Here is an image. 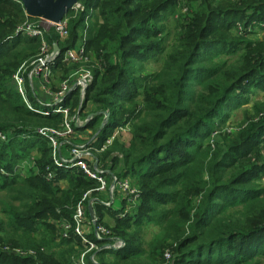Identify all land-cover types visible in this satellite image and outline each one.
Segmentation results:
<instances>
[{
    "label": "trees",
    "instance_id": "1",
    "mask_svg": "<svg viewBox=\"0 0 264 264\" xmlns=\"http://www.w3.org/2000/svg\"><path fill=\"white\" fill-rule=\"evenodd\" d=\"M78 1L87 10L98 8L89 23L85 52L92 51L100 65L93 69L79 115L93 105L84 117L98 115L86 127L98 129L104 115H109L100 132L101 143L115 129L142 116L133 126L129 147L118 148L121 169L112 170L119 178L137 183V210L119 219L117 212L95 206L100 222L107 214L115 220L112 234L125 243L121 250L97 252L98 263L106 264L104 258L112 257L114 262L107 264H128L145 255L138 264H161L168 254V264H264V187L255 182L264 166L250 163L246 154L251 150H244L248 144L257 147L264 141V108L258 111L257 121L240 127L243 131L235 141L225 133L214 139L211 128L218 116L225 121V109L246 101L248 96L243 94L250 93V87L264 92V41L253 45L230 34L237 24L245 31L249 27L264 30V0H227L229 5L214 9V0H186L188 9H193L191 18H186L191 20L188 32L153 75H144L143 64L163 51L156 38L161 33L156 22L163 13L173 14L177 0ZM2 6L8 14L0 12V132L6 136V141H0V189L6 191L10 206L0 208V264H73L80 254V240L61 238L56 223L62 218L72 223L73 209L95 183L75 171L59 172L57 181L67 185L64 189L44 179L52 150L36 131L61 129L65 117L32 112L18 93L12 75L24 61L38 55L42 41L15 35L26 18L20 4L0 0V10ZM87 15V11L68 12L69 36L63 42L53 29L50 34L43 32L50 49L56 45L60 51L52 76L59 72L65 80L72 73L67 68L75 65L63 62L64 53L77 47ZM216 32L220 40H206ZM240 50L242 69L235 70L217 57ZM26 91L36 108L47 109L34 102L27 83ZM79 95L75 88L65 97L63 107L68 113L78 106ZM32 151L38 152L34 162L38 173L14 172L21 158ZM109 153L104 152L102 162ZM115 158L119 159L109 158L113 169L119 163ZM150 224L161 226L163 237L149 243L146 253L139 233ZM4 248L36 255L20 258Z\"/></svg>",
    "mask_w": 264,
    "mask_h": 264
},
{
    "label": "built area",
    "instance_id": "2",
    "mask_svg": "<svg viewBox=\"0 0 264 264\" xmlns=\"http://www.w3.org/2000/svg\"><path fill=\"white\" fill-rule=\"evenodd\" d=\"M13 1L20 4L19 0ZM69 11H74L75 15L87 11L88 15L85 18V28L78 40L77 47L74 49H69L64 53L63 62L66 64L87 63L89 61V55L85 52L87 33L91 18L97 14L98 8L91 7L87 10L77 0V2ZM68 12L65 14L60 23L56 24L53 22H48L53 28L54 33L58 36V39L62 42L65 41L69 36L67 29V24L69 21V18L67 17ZM25 17L28 19L26 14ZM261 27H264V24H262ZM17 34H26V36L30 38H41L42 41L38 55L29 62L23 63L12 76V81L16 86L18 93L22 97L26 107L32 112L42 114L44 116L49 115V113H62L64 117L67 118V109H64L63 107L65 97L75 88L79 89L80 94L85 92L86 88L93 81V68L83 71L81 74L75 73L71 76L69 75L68 78L62 81L55 93L50 92L51 90H49L48 86L52 78V68L55 65V61L58 58L60 51L54 53L53 48L50 49L48 44H46L43 39V31L38 28H33L30 26L22 30L17 28L15 35ZM25 80L28 82L30 91H32L34 94V102L42 108H47L46 110H40L36 108L33 105V102L27 99ZM36 81L39 83L37 86H39L42 92L49 96L48 98H50V100L48 102H43L37 98L38 95L34 90V87H36ZM75 119V115H73V118L68 121L66 119L67 122H64L61 129H37V134L49 141L50 148L52 150V164L45 168V173L43 176L46 181L51 182L53 185L61 188L60 186H62L64 183L62 184V181H57L59 178V172L62 171L63 173H73V171L80 169L84 175H86L95 183L94 188L87 190L83 198L73 209L71 215L72 223L68 219L62 218L56 223V225L61 238H78L80 240V254L77 255V257L73 260V264H99L96 258L97 252L104 250H121L124 248L125 243L120 238L115 237L109 228L102 225L99 219L94 216L92 211L90 212V217L86 216L87 210L83 205L84 201L91 198V201L95 206L100 205L107 210L117 212V217L119 219H123L126 216L133 215L136 212L140 199V192L137 190V188L131 185L129 179L119 178L118 175L113 171L110 172L109 168L110 165H112L111 162H101L97 155L91 154V148L87 145L69 149L67 156L62 154V150H60V148H66V143H69L68 139H70L73 134L72 124L74 123V125H76ZM88 121L90 120L86 119V122ZM120 130H122L121 127L115 129L114 135L111 139H114ZM0 141H6L5 134L0 133ZM107 142L110 143V140H107ZM68 146L69 144L67 147ZM94 149L98 151L96 154L103 152V144L99 148ZM87 164L91 165L90 170L87 168ZM25 165L26 163L22 162L21 164L16 165L13 171L18 173L20 169H24ZM1 172L4 173L3 171ZM103 195H105V200L100 199V197ZM56 212L58 214L60 213L59 210ZM90 236H92L97 241H100L102 245L100 246L99 244L95 243L90 239ZM5 250L20 258H31L35 257L36 255L33 251H23L21 249L6 248ZM41 252H43V249ZM88 255L89 261L86 260ZM169 257L170 256L168 254H165V258Z\"/></svg>",
    "mask_w": 264,
    "mask_h": 264
},
{
    "label": "rangeland",
    "instance_id": "3",
    "mask_svg": "<svg viewBox=\"0 0 264 264\" xmlns=\"http://www.w3.org/2000/svg\"><path fill=\"white\" fill-rule=\"evenodd\" d=\"M80 3H82V1H80ZM220 4H222V6H226V5H229L230 3L227 0H214V2H212L211 8L214 9L215 7L221 6ZM187 5H188V2L186 0H177L176 1V7L174 8L175 10H174L173 14L171 13V11H168L166 13H163V18L157 20L156 27L161 28V33L158 36H156V38L158 41L162 42L163 51H162V53L155 54L151 58L144 61V64H143L144 75H153L154 73L159 71L160 68L163 66L164 61L167 59V56L171 54V52L175 49V47H177L176 46L177 44H181V42H182L181 38L187 34V32H188L187 26H190V24H191V20L190 21H188V20H189V18H191L190 12L193 9H191L190 7L188 9ZM195 10H196V6L194 7V11ZM7 11H8V8L6 6H2V8L0 10V12H2V15L8 14ZM24 16H25V14H24ZM28 26L33 27V28H38V29L42 30L45 34L52 33V29H53L51 27V25L43 19H39L38 21H30L29 18L28 19L25 18V20L18 26V29L22 30ZM244 31L245 30L243 29V27L241 25L237 24V26H234L232 29H230V34L232 36L240 35L243 38H245L246 40H248L250 43H252L253 45L258 43V42L264 41V30H262L260 28L249 27V28H247V30L245 32ZM218 35H219V32H216L213 35L209 36L206 40L209 42L218 41V40H220ZM22 36L27 37L26 34H24ZM241 52H242V50H240L239 52H237L235 54H231L228 56H226V55L220 56L219 55L217 57H220V58L224 59L226 62L231 63L233 65V68H236L235 70H237V68L242 69L241 66L243 65L244 61L243 60L241 61V59L239 58V54ZM25 62H27V60L24 61L23 63H25ZM71 64L75 65V67L73 66V67L67 68V69H73L74 70V71L71 70L72 73L70 74V76L72 74H75V73L81 74L83 71H87L91 68L95 69V68L100 66L99 63L94 58V53L92 51H91V54H89V61L87 63H81V64L70 63L68 65H71ZM53 77H55V78L54 79L52 78L53 80L51 79L52 81L50 82L49 86H51L52 88L55 87L54 88V90H55L60 86V84L62 83L61 81L64 79H63V75L62 74L60 75L59 72H57V74H55ZM61 77H62V80H61ZM25 82L28 85L27 80H25ZM38 84L39 83L36 82V86ZM57 84H58V86H57ZM56 86H57V88H56ZM35 88L36 87H34V90L37 93V90ZM250 88H251V91H250V93H248L249 95L243 94V96H248V97L246 98V101L242 102V104L239 105V107L231 108V109H225V111H226L225 121L222 122L221 121L222 117H219V116L216 119H214L213 123L211 124V128L213 129L212 137L214 139L217 136H221L223 133H225V134H227L228 138H231L235 141L237 133H239V132L241 133L243 131V129L240 127H244L246 124H248V122L258 120L257 113H258V111L260 112V110L264 108V92L260 88H256V87H250ZM37 95H38V93H37ZM81 95H79L78 106L73 109V112L70 109V112L68 113L67 118L64 119V122L66 121V119L68 121L71 118H73V115H75L76 116L75 122H76V125H78L79 127H77L78 128L77 130H74L72 128L73 134L70 137V139H68L69 143H66V148L63 146L65 149L60 148V150H64L63 152L67 153L68 150L73 149V147L77 148V147H81L83 145H87L91 148V151H90L91 154L97 155L96 153L98 151L95 150L94 147H98V146H101L103 144V150L104 151L99 152V155H97V156H99V158L101 159V158H103L104 152L109 151L110 153L108 155V158L105 160V162L106 161L110 162L109 158L118 157L119 159H116V158L115 159L119 163L116 162L117 164H115L116 166L114 165V169H113L112 165H110V168H109L110 172H112V170H113L114 172L118 173L119 169H121L120 168L121 162L123 161L121 158L122 154H121V152H118L119 151L118 148L123 147V149L126 150L129 147L130 142L134 137L133 126L134 125L136 126L139 124V121L142 118V116L138 119H135L134 122H131L130 125H125V126L121 127L122 130L119 131V133L114 137V139H111V138L113 137L115 131H113L111 134L107 135L104 142H102V144H101V141H99L96 137L97 133H98V128L97 127H92V128L86 127V124L88 123V122H86V119L89 116H87V117H84V116L89 112V110H91L90 108H93V105L88 104L85 111H84L85 115H83V116L79 115V108H80V106H82V103H83L82 99H84L85 92H84L83 98H81ZM37 98L43 102H48L47 100H43L42 97L39 95L37 96ZM141 100H142V97L140 98V101ZM259 116H260V114H259ZM42 128H45V127H42ZM1 134H3V133H1ZM107 140H110V143H108ZM219 143H220V145L223 146V139L221 137L219 138ZM68 144H69V146L67 147ZM246 149L251 150V151H249L248 154H246V157H247V159L250 160V163L255 164L257 167H261V166L263 167L264 166V141L262 143H260L257 147H253L251 144H248L244 148V150H246ZM36 155L38 156V152L32 151L28 155L24 156V158H21V161H19V163L20 162L26 163V165L24 166V169L22 168V170L21 169L20 170L22 172H24L25 175H27V176L28 175L30 176V174L34 175V174L38 173L37 167L33 163L36 161L35 160ZM30 160H33V161H30ZM113 161L115 162V160H113ZM87 168L90 170L91 165L87 164ZM20 170H19V172H20ZM78 172L84 174L80 169L76 170L74 173H78ZM256 175H257V180L255 182L260 187H264V170L262 169L260 171H257ZM131 185L138 189V185L134 180L131 181ZM86 191H87V189H86ZM85 192L82 194L80 200L83 198ZM100 199L105 200V195L101 196ZM91 200H92L91 198L86 199L83 203L85 209L87 210L86 216L90 217V212L92 211L94 213V216L97 219H100V217L96 213V207L92 203ZM2 204L9 205L10 203H9L7 195H6V191H2L0 189V208H1ZM9 206L6 209H9ZM88 208L90 211L88 210ZM1 216H3V215L1 214ZM0 218H2V217H0ZM101 222H102V225L109 228L111 230V232H113V230L115 229V220H113V218H110V216L108 214L103 216V219L101 220ZM139 237L141 238V241L144 244L143 248H144L145 252L147 253L148 249H149V247H148L149 243H152L157 239H162V237H163L162 228H161V226H158L156 224H154V225L150 224L148 226H145L144 228H141L140 233H139ZM168 245L170 246V243H168ZM5 249L6 248H4V250ZM71 253H70V255H71ZM67 257H68V255H67ZM143 257H145V255L142 256V258L138 257L137 258L138 260H134L132 263H128V264H138L141 260H143ZM262 259H263L262 261L264 262V258H262ZM104 261L109 263V262H114V259H112V257H105ZM169 262H170V257L165 258L164 262L161 264H168Z\"/></svg>",
    "mask_w": 264,
    "mask_h": 264
},
{
    "label": "water",
    "instance_id": "4",
    "mask_svg": "<svg viewBox=\"0 0 264 264\" xmlns=\"http://www.w3.org/2000/svg\"><path fill=\"white\" fill-rule=\"evenodd\" d=\"M20 4L28 18H39L47 22L60 23L65 14L73 7L77 0H19ZM53 52H59L58 47L53 46ZM81 95V94H80ZM82 93L81 98H83ZM84 101V99H82ZM98 113L89 115L87 120L97 116ZM109 115L105 114L100 124L98 134L108 122ZM75 127H79L75 125Z\"/></svg>",
    "mask_w": 264,
    "mask_h": 264
},
{
    "label": "crops",
    "instance_id": "5",
    "mask_svg": "<svg viewBox=\"0 0 264 264\" xmlns=\"http://www.w3.org/2000/svg\"><path fill=\"white\" fill-rule=\"evenodd\" d=\"M68 64H70V63H67L66 65H68ZM55 74H57V72H56ZM52 78L54 79L55 77L52 76ZM52 78H51V79H52ZM53 79H52V80H53ZM52 80H50V82H51ZM36 82H37V81H36ZM36 82H35V83H36ZM57 86H58V84H57ZM57 86H56V88H57ZM48 88H49V90H51L50 92L55 93V92L58 90L59 87H58L57 89H55V90H54L55 87H54V88H52V87L50 88V86H48ZM35 89L37 90L38 95L41 96L43 100H47V101L50 100V98H48L49 96L46 95V94H44V93L42 92V90L39 88V86H36ZM47 98H48V99H47ZM98 131H99V129H98ZM99 136H100V133H99V134L97 133V136H96V137H97V139L100 141V137H99ZM101 144H102V143H101ZM99 147H100V146H98V147H94V148H99ZM63 151H64V150H62V154L65 155V156H67V153H66V152H63ZM97 155H99V154H97ZM98 159L101 160V162H102V158L100 159L99 156H98ZM66 186H67V185L63 184V185L60 186V187H61L62 189H64V188H66Z\"/></svg>",
    "mask_w": 264,
    "mask_h": 264
}]
</instances>
